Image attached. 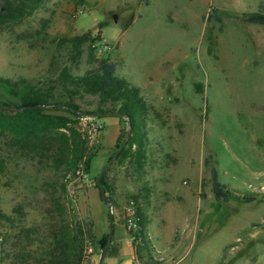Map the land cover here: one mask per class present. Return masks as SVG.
<instances>
[{"label": "rangeland", "instance_id": "1", "mask_svg": "<svg viewBox=\"0 0 264 264\" xmlns=\"http://www.w3.org/2000/svg\"><path fill=\"white\" fill-rule=\"evenodd\" d=\"M92 1L99 4L41 0L30 14L0 21V75L56 84L64 96L56 83L62 67L80 74L106 57L147 105L143 146L127 149L123 116L105 115L114 117L105 126L82 116L88 168L64 179L0 136V212L10 218L0 219V264H40L51 227L76 223L84 233L81 264H97L107 205L111 233L114 224L128 234L121 209L129 199L146 241L136 242L139 264H264V26L240 20L264 0ZM85 32L100 41H84L73 58L70 38ZM0 99L12 101L2 92ZM74 99L82 109L95 106L94 96ZM210 165L237 197L217 208ZM185 223L197 225L189 240L179 236L192 232L180 229ZM20 227L28 239L16 236ZM164 243L181 255L170 261Z\"/></svg>", "mask_w": 264, "mask_h": 264}, {"label": "trees", "instance_id": "2", "mask_svg": "<svg viewBox=\"0 0 264 264\" xmlns=\"http://www.w3.org/2000/svg\"><path fill=\"white\" fill-rule=\"evenodd\" d=\"M40 1L17 0L16 3L11 4L8 0H0V21L20 19L30 14ZM79 1L84 3V0ZM217 11V8H211V17L220 24L221 19ZM240 20L264 26V3L259 4L253 12H242ZM84 41L93 42L100 39L97 35L95 38L88 37L87 32L71 37L73 58L78 55L79 46ZM89 56L91 57L92 53H89ZM95 60L93 66L80 74L70 73L65 66L59 70L56 83L59 84L64 96L55 94L58 86L56 84L40 85L23 78L12 81L0 75V92L12 98L11 102L0 99V136L5 137V145L15 152L37 158L38 161H48L49 166L61 169L64 174L75 175L80 165L83 171H86L88 168V159L85 160L87 144L83 133L77 128V123L79 118L89 114L95 117L123 116L128 126L125 141L127 149L131 146L141 149L144 138L142 121L147 112V105L137 87L117 76L114 62L103 56ZM81 94L95 97V106L92 110L82 109L75 101L74 97H80ZM119 139L120 136H117V144ZM3 167L4 159L0 155V172ZM103 172L104 169L98 177L99 183L102 182ZM209 180L215 208L219 206V203L227 202L230 198H237L218 181L217 173L211 165ZM55 204L57 205L56 201ZM136 213L139 228L137 231L128 232L134 250H136V242L146 244L142 233L141 216L137 208ZM0 219L10 222V218L1 212ZM28 232V229L20 227L19 234L16 236L21 233L23 239H28ZM111 234L108 236V233H105L96 240L100 249L97 264H103L104 255L110 252L108 248ZM48 238L47 245L44 248L41 247L40 256L36 259L38 263L81 264L85 244L84 233L79 223L72 228L62 224L55 228L51 227ZM26 242L28 243L29 240ZM21 258L23 260L26 256Z\"/></svg>", "mask_w": 264, "mask_h": 264}, {"label": "crops", "instance_id": "3", "mask_svg": "<svg viewBox=\"0 0 264 264\" xmlns=\"http://www.w3.org/2000/svg\"><path fill=\"white\" fill-rule=\"evenodd\" d=\"M132 1L139 3V4L141 2V0H129V2H132ZM145 1H146L145 5H147L148 0H145ZM126 2H128V0H124L123 3H126ZM84 4L88 6H94L99 3H95L92 0H84ZM139 17H136V18H139ZM106 118H108L107 120L110 121L109 118H114V117L102 116V117H98L97 121L103 124V126H105L104 119ZM196 226H197L196 223L183 224L182 227L180 228L181 230H192V232L190 233L188 232L186 234L181 233L179 236L182 239H187V238L188 240L191 239L192 236H194L195 234L194 231L196 230ZM108 250H110V252H106V254L104 255L102 259L103 264H139L136 258V255H135V250L132 244L131 236L129 234L124 233V231L120 229H116L114 224H113L112 237L110 240V245H109ZM161 251L163 255L169 256L170 261L174 260V258H172L174 254L181 255V252H180L181 250H179L178 247L177 249L176 247L172 248L165 243L161 245Z\"/></svg>", "mask_w": 264, "mask_h": 264}, {"label": "built area", "instance_id": "4", "mask_svg": "<svg viewBox=\"0 0 264 264\" xmlns=\"http://www.w3.org/2000/svg\"><path fill=\"white\" fill-rule=\"evenodd\" d=\"M81 174V170L77 169L75 171V175ZM71 175L69 173L65 174L64 179H68ZM107 210L109 214H112V206L109 203L107 205ZM121 214H122V221L124 228L128 232H134L138 230V216L136 213V204L133 199H129L121 209Z\"/></svg>", "mask_w": 264, "mask_h": 264}, {"label": "water", "instance_id": "5", "mask_svg": "<svg viewBox=\"0 0 264 264\" xmlns=\"http://www.w3.org/2000/svg\"><path fill=\"white\" fill-rule=\"evenodd\" d=\"M114 17V16H113ZM96 181H97V178H96ZM101 195H102V191H100ZM111 216L110 214L108 215V236L111 234ZM100 258V257H99Z\"/></svg>", "mask_w": 264, "mask_h": 264}]
</instances>
